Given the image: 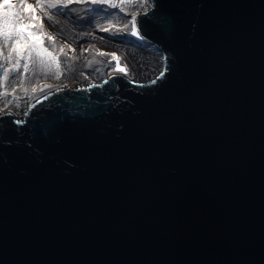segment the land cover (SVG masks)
Instances as JSON below:
<instances>
[{"label": "water", "instance_id": "water-1", "mask_svg": "<svg viewBox=\"0 0 264 264\" xmlns=\"http://www.w3.org/2000/svg\"><path fill=\"white\" fill-rule=\"evenodd\" d=\"M138 13L85 81L0 114V264H264V0Z\"/></svg>", "mask_w": 264, "mask_h": 264}, {"label": "snow or ice", "instance_id": "snow-or-ice-1", "mask_svg": "<svg viewBox=\"0 0 264 264\" xmlns=\"http://www.w3.org/2000/svg\"><path fill=\"white\" fill-rule=\"evenodd\" d=\"M94 5L99 11H104L101 6L107 5L109 10L118 9L121 12L125 9L146 10V3L137 2V0H120L119 3L114 0H37V4L26 3L25 0H19L18 3H8L7 0L0 2V57L5 63L14 61L19 67L24 63L23 71L15 72L11 76L13 82L21 78L22 75H31L32 80L38 82V78L60 79L63 75L62 68L69 69L70 66L64 63L70 59L69 52L75 50L69 44L57 45V38L54 35L43 34L45 24L44 18H47V28L53 33H59V24L67 19L69 13L78 14L75 7L70 5ZM97 8L86 9L97 11ZM40 12L42 15H38ZM107 15V13H106ZM130 21L125 22L124 28L130 31L132 36H139L137 31V16L139 13L135 10L128 13ZM110 31V28L102 29ZM62 36V33H61ZM7 49V55L4 50ZM66 49H68L66 51ZM54 53L62 54V59ZM100 56L106 55L99 52ZM112 59L116 61L115 68L120 72L127 73V68L120 66V57L111 54ZM74 59V58H73ZM96 58L88 61L92 65ZM29 62L31 72L29 71ZM5 80L9 79V69L3 67L0 69ZM51 89L52 85H45ZM56 90H60L57 88ZM27 92V89H24ZM33 92L36 91L34 87Z\"/></svg>", "mask_w": 264, "mask_h": 264}, {"label": "rangeland", "instance_id": "rangeland-1", "mask_svg": "<svg viewBox=\"0 0 264 264\" xmlns=\"http://www.w3.org/2000/svg\"><path fill=\"white\" fill-rule=\"evenodd\" d=\"M36 1L37 0H25L26 3L29 2L33 5L37 4ZM0 2H3V0H0ZM7 2L18 3L19 0H7ZM114 2L119 3L120 0H114ZM137 2L146 3L147 7L149 6V0H137ZM70 7H75L77 9L78 14L69 13L67 19L60 22L59 33H53L47 28L48 21L46 17L44 18L43 21L45 24L43 34L45 36L54 35L57 38L58 46L69 44L70 47L75 50L74 52L71 51L69 52L70 59L64 62L67 63L70 66V68L69 69L62 68V72L66 78V82H64L63 75L61 76L60 79L38 78V82L33 81L31 75H22L20 79L13 82L11 80L12 74L15 72L22 73L24 63L22 62L21 65L17 67L14 61L5 63L3 61V58L0 57V69H2L3 67H7L9 69L8 80H5L2 75V72H0V114L3 113L5 114L7 112H10L13 115H15L17 118L21 119L27 113L30 103L34 101L39 91L43 89L45 85H56L62 83L65 85L71 84L75 86L81 81L86 80L87 78L85 77H87L89 73V70L86 69L88 68L86 67V65L89 64L88 61H82L83 58L82 54H84V57H89L90 55L91 57L99 56L98 59L97 57H95L97 60L95 59L93 61L91 65L93 67L102 58H104V56L99 55V52H103L107 54L108 53L107 49H111L103 46L105 44L103 42H100L98 39H100L101 41L105 40L108 45H112V49H116L113 46L117 45L119 47L129 37V31L127 29L126 30L122 29L121 26L122 24L125 23L124 21L117 22L118 20H113L109 18H117L121 20L122 18L128 17L129 16L128 13L133 10L137 12L145 11L138 8L137 9L130 8V9H125V11L121 12L118 9L109 10L107 8V5L101 6L104 9V11H99V8H97V6L94 5L74 4V5H70ZM92 8H97V11H91V10L86 11V9H92ZM37 14L42 15V13L40 12H38ZM74 16H78V19H76ZM89 16H92V18H89L88 20ZM100 18H102L104 21L99 20ZM95 19L102 21L101 24H107L108 22L109 23L111 22V24L114 25L115 28L112 31H104L102 29L107 28V26H105L102 29H98V31L101 32V34H104V36L97 35L96 33H93V31L95 32V29L99 24L94 22ZM89 22H91V24H88ZM73 41L74 42L81 41L83 43L93 41V43L91 46L86 45L84 47V52L81 53L78 49V47L80 46L78 44L73 43ZM67 50L68 49H66V51ZM54 54H56L58 58L62 59V54L59 53H54ZM4 55H7L6 48L4 50ZM29 71L31 72L30 62H29ZM79 76H82V78L79 79L78 78ZM34 87L36 88L35 92L32 91ZM24 89H27V92H25Z\"/></svg>", "mask_w": 264, "mask_h": 264}, {"label": "bare ground", "instance_id": "bare-ground-1", "mask_svg": "<svg viewBox=\"0 0 264 264\" xmlns=\"http://www.w3.org/2000/svg\"><path fill=\"white\" fill-rule=\"evenodd\" d=\"M37 2V1H36ZM29 3V2H28ZM76 19H78V16H74ZM73 17V18H74ZM106 17H109V16H106ZM89 18H92V16H89L88 17V20H89ZM105 19V18H104ZM107 19V18H106ZM109 19H113V20H118L117 22H120V21H124V22H126V18H122L121 20L120 19H117V18H109ZM93 20V19H92ZM99 20H103L102 18H100ZM98 19H95V21L94 22H96V23H99L98 24V26H97V28L95 29V32L93 31V33H96L97 35H101V36H104V34H101V32H99L98 31V29H102L103 27H105V26H107V28H110L111 30L110 31H112L114 28H115V26L114 25H112L111 24V22L109 23H107V24H101L102 23V21H99ZM112 20V21H113ZM104 21V20H103ZM92 22V21H91ZM91 22H89L88 24H91ZM93 23V22H92ZM113 23V22H112ZM109 24V25H108ZM125 24V23H124ZM124 24H122L121 26H122V29H124V30H126L125 28H124ZM101 31V30H100ZM126 32V31H125ZM127 33V32H126ZM97 38V37H96ZM100 42H103L105 45H103V46H105V47H107V48H111V49H107L108 50V53L106 54V55H108L109 53H111V52H113L114 50H116L117 48H119L117 45H115V46H113L114 48H116V49H112V45H108L107 43H106V41L105 40H103V41H101L100 39H98ZM73 43H75V44H78L80 47H78V49H79V51L81 52V53H83L84 52V47L86 46V45H88V46H91L92 45V43H93V41H89V42H87V43H83V42H81V41H76V42H74L73 41ZM106 55H104V57L106 56ZM82 61H89V60H92L93 59V57H97V56H92L91 57V55L89 56V57H84V54H82ZM99 57V56H98ZM98 57H97V59H98ZM96 59V60H97ZM85 63V62H84ZM81 67V66H80ZM86 67H88V68H90V66L89 65H86ZM82 68V67H81ZM88 68H86L87 70H88ZM91 68H92V66H91ZM86 69H85V71H86ZM79 79H81L82 78V76H79L78 77ZM85 78H87V77H85ZM83 81H85V80H83Z\"/></svg>", "mask_w": 264, "mask_h": 264}]
</instances>
